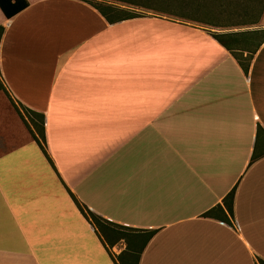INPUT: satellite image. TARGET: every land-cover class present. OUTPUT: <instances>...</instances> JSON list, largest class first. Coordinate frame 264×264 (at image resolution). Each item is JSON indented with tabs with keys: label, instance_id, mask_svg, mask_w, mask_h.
Returning <instances> with one entry per match:
<instances>
[{
	"label": "crops",
	"instance_id": "0c3cea01",
	"mask_svg": "<svg viewBox=\"0 0 264 264\" xmlns=\"http://www.w3.org/2000/svg\"><path fill=\"white\" fill-rule=\"evenodd\" d=\"M25 1L0 9V264H116L125 243L106 248L71 194L155 232L139 264L264 261V45L244 72L197 26ZM234 188L231 224L204 217Z\"/></svg>",
	"mask_w": 264,
	"mask_h": 264
},
{
	"label": "trees",
	"instance_id": "16d2710c",
	"mask_svg": "<svg viewBox=\"0 0 264 264\" xmlns=\"http://www.w3.org/2000/svg\"><path fill=\"white\" fill-rule=\"evenodd\" d=\"M109 23L116 24L153 14L170 20L197 26L206 31L218 45L229 52L242 66L244 72L254 55L264 45V0H82ZM27 7L25 0H0V9L6 17ZM2 29L0 28V39ZM25 122L32 138L46 155L44 117L26 112ZM23 118V117H22ZM261 131V128H259ZM255 160V158H253ZM252 160V161H253ZM71 197L84 216L94 226L106 248L123 241L125 250L116 258V264H139L140 257L155 232H140L110 223L92 214ZM235 188L217 206L204 214L231 224L234 212ZM264 264V261H259Z\"/></svg>",
	"mask_w": 264,
	"mask_h": 264
},
{
	"label": "rangeland",
	"instance_id": "374dc122",
	"mask_svg": "<svg viewBox=\"0 0 264 264\" xmlns=\"http://www.w3.org/2000/svg\"><path fill=\"white\" fill-rule=\"evenodd\" d=\"M262 27H264V23H261ZM262 65H264V53L262 54L260 60H259V66L262 67Z\"/></svg>",
	"mask_w": 264,
	"mask_h": 264
}]
</instances>
